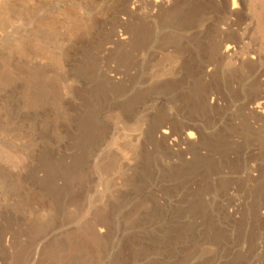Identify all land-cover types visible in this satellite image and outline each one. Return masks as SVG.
<instances>
[{"label": "rangeland", "instance_id": "1", "mask_svg": "<svg viewBox=\"0 0 264 264\" xmlns=\"http://www.w3.org/2000/svg\"><path fill=\"white\" fill-rule=\"evenodd\" d=\"M131 1L0 0V264H264V0Z\"/></svg>", "mask_w": 264, "mask_h": 264}, {"label": "bare ground", "instance_id": "2", "mask_svg": "<svg viewBox=\"0 0 264 264\" xmlns=\"http://www.w3.org/2000/svg\"><path fill=\"white\" fill-rule=\"evenodd\" d=\"M143 0H132L131 1V6H130V9L131 10H134L136 9L137 7V3L138 2H141ZM152 1V6L154 8H161L163 6V1L162 0H151ZM236 8V4H235V0H232V6H231V10H234ZM264 25V24H263ZM264 30V29H262ZM223 31V30H222ZM222 33V32H221ZM118 40H124L125 37H117ZM235 50V45L233 43H228V42H222V43H219L217 45V51H216V54L219 56V57H223V56H226V55H231L232 52H234ZM110 70V69H109ZM208 75V73L206 74ZM251 111H253L254 113H259L260 115H264V102H258L257 104H255ZM258 114V115H259ZM255 115V114H254ZM257 115V114H256ZM189 128V127H188ZM164 134L166 133V131H162ZM185 140H190L193 138V133L191 131H187L185 134Z\"/></svg>", "mask_w": 264, "mask_h": 264}]
</instances>
